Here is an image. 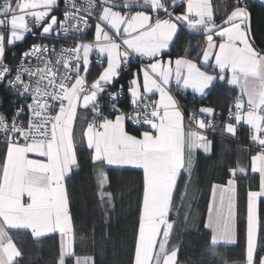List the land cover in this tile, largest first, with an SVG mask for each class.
<instances>
[{"label": "snow or ice", "instance_id": "1", "mask_svg": "<svg viewBox=\"0 0 264 264\" xmlns=\"http://www.w3.org/2000/svg\"><path fill=\"white\" fill-rule=\"evenodd\" d=\"M64 2L71 11L66 8L65 19L59 21L57 16L50 15L58 0H0V82L13 71L4 63L6 46L23 41L26 33L46 36L54 27L65 36L81 32L91 27L90 19L95 20L94 43H78L71 49L61 47L60 53L51 58L46 54L55 52L54 47L33 45L22 54L21 67L15 69L14 79L8 81L19 96L31 103L19 105L11 117L0 113L4 144L0 157V264H18L17 258L22 255L10 235L13 230H30L33 238L58 232V264H66L73 257L75 264H91V258L76 257L73 250L74 227L66 185L73 170L79 168L75 135L78 108L92 116L90 121L83 117L87 127L81 142L91 150L93 163L131 166L143 172L133 264H179V245L171 243L176 227L172 215L176 195L183 182L182 207L195 167L194 153L197 149L209 153L211 142L198 132L185 131L186 117L173 95L172 84L175 90L191 89L204 95L218 80L238 86L241 92L234 104L235 113L229 111V119L236 124L227 123L226 132L235 135L237 125L243 122L250 126V139L259 148L251 156V172L259 174V190L248 192L244 264H264V256L259 254L264 251V243L258 244L256 212L258 198L264 197V49L258 50L251 41L247 0H234L232 11L219 24L210 0H186V8L180 14H174L180 0H122L119 4L114 0H83L80 7L76 0ZM97 8L100 11L93 17ZM116 8L124 11H115ZM134 8L143 10L133 12ZM161 13L167 18H161ZM72 20L77 23L69 27ZM184 26L205 34L203 64L213 67L210 58L214 57L219 75L203 71L202 65L192 59H158L166 54L164 50L173 45ZM34 28H41L42 32H35ZM122 47L124 51L120 50ZM93 48L99 54L101 66L106 54L107 67L89 87L86 74ZM134 55L156 62L142 69V86L139 74L129 82L134 114H128L117 109L115 103L105 105L100 100L104 98L105 86L120 76ZM30 57H35L43 67L35 71L24 67V58ZM82 69L85 75H81ZM25 74L28 82L23 79ZM150 94H158L159 99L152 100ZM118 95L108 93L107 98L114 100ZM105 107H110V114H119L109 119L102 111ZM200 113L214 115L215 110L202 108ZM188 119L191 122L195 116ZM126 121L147 126L148 130L140 137L131 135L125 129ZM206 126L211 127V122L206 125L199 121L201 129ZM247 174L248 169L238 162L237 167L229 169L226 186L213 185V202L204 224L210 233L207 250L213 258L220 256L217 248L222 242L236 243L237 181L247 178ZM98 179L101 204L114 207L112 194L103 191L107 183L103 170L98 171ZM175 215L179 216L178 207ZM260 240L264 241V237ZM221 264L236 262L221 259Z\"/></svg>", "mask_w": 264, "mask_h": 264}, {"label": "trees", "instance_id": "2", "mask_svg": "<svg viewBox=\"0 0 264 264\" xmlns=\"http://www.w3.org/2000/svg\"><path fill=\"white\" fill-rule=\"evenodd\" d=\"M117 1L122 2V0ZM247 3L250 11L251 39L254 46L262 50L264 49V4L256 0H247ZM212 5L214 18L219 24L232 11L234 0H212ZM183 6V2H180L174 14L183 12ZM187 29L184 26L179 30V35L174 38L173 45L165 52L166 54H162L161 58L186 57L198 63L202 62L206 36L192 34ZM38 40L29 37L23 43L17 44L8 52L7 60L14 62L32 43ZM141 62L143 64L142 59ZM100 67L92 66L88 78L93 79V76H98L102 69ZM140 68L141 63L130 59L129 65L121 71L120 76L111 85L105 86V91L122 90V106L124 107L132 104L129 82ZM214 71L217 72L216 69ZM174 95L184 111L188 127L193 128L197 125V121L203 116L200 109L213 108L215 110V114L212 115V126L206 128L207 139L211 142V151L204 153L202 149H199L196 152L195 167L191 173V182L187 185V195L182 207L180 206V193L185 191L183 182L179 184L176 195L172 213L176 219V227L171 243L173 246L179 245V264H221V259L244 264L248 192L259 190V174L251 172V156L256 151L249 148V145L253 144L249 128L240 126L236 135H230L225 130L227 123L225 115L228 107L241 96V93L225 81H216L204 97L187 90L175 89ZM0 99L3 100L4 107H11L13 104L12 95L3 87H0ZM104 99H101L100 103ZM104 115L112 117L106 112ZM193 115L195 119L189 122L188 117ZM83 117H87L88 121L92 118L90 112L79 108L78 119L75 123L79 168L74 169L71 178L66 181L74 226L75 256L91 258V264H133L142 203L143 172L136 168L110 167L93 163L90 158L91 150H87L86 143L81 142L82 132L87 127V122ZM126 127L129 132L136 135H141L143 132L132 127L127 121ZM2 141L3 137H0V157L4 152ZM238 162L240 166L248 169V174L247 178L237 181V242L233 245L221 244L217 248L220 256L213 258L207 250L210 233L204 227L212 187L216 183H227L229 169L237 167ZM100 170H103L107 176L103 191L112 194L114 207L101 204L98 179ZM177 207L179 216L175 215ZM185 216H187V222H185ZM10 235L22 254L17 258L18 262L58 264L61 246L59 233L33 238L30 231L13 230ZM261 237H264V198L259 199L258 204V244L264 243L260 240ZM259 254L264 256V251H260ZM66 264H75V257L66 260Z\"/></svg>", "mask_w": 264, "mask_h": 264}, {"label": "built area", "instance_id": "3", "mask_svg": "<svg viewBox=\"0 0 264 264\" xmlns=\"http://www.w3.org/2000/svg\"><path fill=\"white\" fill-rule=\"evenodd\" d=\"M97 2H99V1L97 0ZM76 3H77V7H80L81 4L83 3V0H76ZM66 8H67V10L71 11L70 6H66L64 0H58V6L53 9V11L51 12L50 15H52L55 12H57V14H58L57 15L58 16V20L59 21H63L65 19L64 12H65ZM98 9L99 8H97L96 12L92 13V16L93 17H95V15L97 14ZM81 15H83V13H81ZM76 23H77L76 20H72L69 23L68 26L71 27V25L76 24ZM89 23L91 24V27L90 28L83 29L81 32H70L67 36H65V34L58 27H57L58 28L57 31L55 29H53L51 31V33L50 34H47L46 36H35L34 37L31 33H26L25 34V39L23 41L16 42V44L14 46H6L4 63L7 66H9L10 68H12L13 71H12L11 75L7 77V79H5L3 82H0V87H3L6 91L9 92V94L12 95L13 104H11V107L10 106L4 107V102H3V100L0 99V113H4L5 115L11 117L12 114H13V112L16 111V108L19 105L31 103V100L30 99H25V98L19 96L17 94L16 89L10 87L9 84H8V81L14 79V77L16 75L15 69L21 67L22 54L24 52L18 58H16L14 62H9L7 60L8 52L13 47H15L17 44L23 43L29 37H33V38H36V39H39V40L36 41V42H34V43H32L30 45V47L27 50H25V52L30 51L33 45H47L49 47V49H52L54 47L55 48V52L49 51V53H47L46 55L49 58L54 57L55 55H57V54L60 53L61 47L66 48V49L75 48L76 45L78 44V42L84 40L87 37V35L90 33V31L93 29V27L95 26V20L94 19H90L89 20ZM30 27H31V22H30ZM106 30H108V28H106ZM33 31L39 33V32H42V29L41 28H34ZM109 34L110 35H113V32L110 31ZM42 39H46V41H42ZM130 59L142 64L141 59L138 56H135L134 55ZM104 63H105V61L103 60V65H104ZM98 64L101 66V64L99 62H98ZM23 66L24 67H30L33 71H35L36 68L43 67V64L40 61H38L35 57H30V58H24V60H23ZM62 71H63V69H61V72ZM81 75H85L84 72H83V69L81 70ZM23 79L25 80V82H28L29 81V77L26 74L23 76ZM34 79H33V83H34ZM73 82H74V80H73ZM86 84L89 87L91 86V83H90V81H89V79H88L87 76H86ZM172 88L175 89V84L172 85ZM108 93H120V95L116 96L114 100H109L107 98V94ZM102 95H103V97L105 99H104V101L102 100L101 104L111 105L112 103H115V106H116L117 109H119V110H121V111H123L125 113H128V114H134L133 113V105L132 104L129 107L122 106L123 96H122V90L121 89H117V90H113V91H105V93L102 94ZM173 95H174V91H173ZM151 99L152 100H155L152 95H151ZM235 102L236 101L230 103V105L228 107V111H227V113L225 115V120L227 122L233 121V119L232 120L229 119V111L231 110L233 113L236 111V109L234 107ZM246 110L247 109L245 107V111ZM25 111H27V109H25ZM102 111L110 114L111 109H110V107H105V108L102 109ZM116 114H119V113L117 112L115 114H110V116L115 117ZM108 118H110V117H108ZM206 121L208 123L209 122H212L213 121L212 116L211 117H208L206 119ZM127 122L132 127L136 128V129H139V130H142V131L148 130L147 129V126L140 127L139 125H135L132 122H129V121H127ZM195 127L199 131L201 130V129H199L197 127V125ZM0 137H3V136L0 135ZM249 148L254 149L256 151H259V148H258V146L255 143L250 144L249 145ZM18 264H22V263L18 262Z\"/></svg>", "mask_w": 264, "mask_h": 264}, {"label": "crops", "instance_id": "4", "mask_svg": "<svg viewBox=\"0 0 264 264\" xmlns=\"http://www.w3.org/2000/svg\"><path fill=\"white\" fill-rule=\"evenodd\" d=\"M256 1H259V2H261V3H263L264 4V0H256ZM141 2H142V0H141ZM180 2H183V11L185 10V8H186V0H180ZM210 2H211V4H212V0H210ZM213 6V5H212ZM115 11H124V9H121V8H116V9H114ZM137 10H141V9H133V12L134 11H137ZM100 11V9L98 10V12ZM97 12V13H98ZM161 18H167V17H165L163 14H161ZM106 30V29H105ZM107 31V30H106ZM214 39H215V37H214ZM95 42V26L93 27V29L90 31V33L88 34V36L84 39V40H82V41H80V42H78V43H94ZM206 47H207V44H206ZM205 47V48H206ZM121 51H124V48L122 47L121 49H120ZM168 49H166V50H164V52H166ZM81 55H82V51H81ZM98 52L95 50V48H93V50L90 52V54H89V60H90V64H89V69H91L92 68V66H98V67H100V65L98 64ZM139 57V56H138ZM139 58H141L142 60H143V64H141V68H140V70L139 71H137L136 72V74H135V76L133 77V79L134 78H136L137 77V74H139V80H140V83H141V86H142V84H143V73H142V69H144V68H147V66L150 64V63H155L156 62V60H149V58H147V57H139ZM177 58H179V57H176V58H161V57H158V59H161L163 62H167L169 59H171L173 62L175 61V59H177ZM183 58H186V57H183ZM186 59H189V58H186ZM103 60L105 61V63H104V65L102 66V67H100V68H102L101 69V71H100V73L103 71V68L104 67H107V59H106V54H105V56H104V58H103ZM194 61V60H193ZM196 62V61H195ZM198 63V62H197ZM210 63H211V65L213 66V67H209L207 64H203V61L201 62V63H198V65H202V70L203 71H206V72H208L209 74H211V75H214V76H217V75H219V73H218V70H217V72L216 71H214V65H215V59H214V57H211L210 58ZM173 67H174V64H173ZM214 68V69H213ZM90 71V70H89ZM100 73H99V75H100ZM88 74H89V72L86 74V76L88 77ZM99 75L98 76H93V79H89L90 81H92V82H94V80H96V79H98V77H99ZM219 81V80H218ZM114 82V81H113ZM112 82V83H113ZM221 82H223V81H221ZM226 82V81H225ZM111 83V84H112ZM227 83V82H226ZM173 84H174V82H173ZM172 84V85H173ZM230 86H232V87H235V88H237L238 90H239V92H240V89H239V87L238 86H234V85H230ZM211 88H212V86L209 88V89H206V94H204V95H201V94H199V93H194L191 89H186L187 91H190L191 93H193V94H196L197 96H200V97H204V96H206L208 93H209V91L211 90ZM141 91H143V88L141 87ZM241 93V92H240ZM152 96H154V99L155 100H158L159 99V96H158V94H156V95H152ZM245 99V102H246V97L244 98ZM79 109V108H78ZM235 113V112H234ZM212 115H205V114H203V116L197 121V124H199V121L200 120H203V121H205V124L207 125L208 124V122L206 121V119L208 118V117H211ZM109 119H115V117H112V118H109ZM228 123V122H227ZM226 123V124H227ZM229 123H233V124H236V121L233 119V121H231V122H229ZM184 126H185V131H195V132H199V130L196 128V127H193V128H191V127H188L187 126V121H186V118H185V120H184ZM240 126H245V127H247V128H249L250 129V126H248V125H246V124H244L243 122H241L239 125H237V131H238V128L240 127ZM205 128H207V126L205 127ZM125 129H126V131H128V129H127V127H126V123H125ZM199 129H201V128H199ZM226 130V129H225ZM251 130V129H250ZM146 131V130H145ZM129 132V131H128ZM144 132V131H143ZM142 132V133H143ZM227 133V132H226ZM237 133V132H236ZM129 134H131V135H136V134H133V133H131V132H129ZM252 134V133H251ZM142 135V134H141ZM141 135H136L137 137H140ZM231 135V134H230ZM236 135V134H235ZM208 141H210L209 139H207ZM199 149H197L196 151H195V153H194V156H195V154H196V152L198 151ZM257 152V151H256ZM256 152H255V154H256ZM254 154V155H255ZM110 167H117V166H110ZM119 168H133V167H131V166H125V167H119ZM214 185H220V186H226L227 185V183H225V184H214ZM235 197H236V200H235V202H236V208H235V211H236V230H237V190H236V194H235ZM261 198H264V197H260V198H258V200H257V203H256V212H257V221H258V204H259V199H261ZM213 202V187H212V193H211V199H210V203H209V205L211 204ZM207 218H208V215H207ZM206 222H207V219H206ZM72 223H73V221H72ZM74 227V226H73ZM30 231V230H29ZM56 233H58V232H56ZM50 234H53V233H50ZM50 234H47V235H50ZM74 234H73V250H74V245H75V239H74ZM236 242H237V239H236ZM221 244H224V242H222Z\"/></svg>", "mask_w": 264, "mask_h": 264}, {"label": "rangeland", "instance_id": "5", "mask_svg": "<svg viewBox=\"0 0 264 264\" xmlns=\"http://www.w3.org/2000/svg\"><path fill=\"white\" fill-rule=\"evenodd\" d=\"M52 15H55V16H57V14H55V13H53ZM57 18H58V16H57ZM53 29H55L56 31H57V27H54ZM85 74V73H84ZM90 81V80H89ZM95 81V80H94ZM90 83L92 84L93 82L92 81H90ZM181 106V105H180ZM181 109H182V107H181ZM229 123V122H228ZM197 127L198 128H200L199 127V124H197ZM200 135H202V136H204V137H206V139H207V133H206V128H204V129H201L199 132H198ZM232 135V134H231ZM252 150H254V149H252ZM254 151H256V150H254Z\"/></svg>", "mask_w": 264, "mask_h": 264}, {"label": "water", "instance_id": "6", "mask_svg": "<svg viewBox=\"0 0 264 264\" xmlns=\"http://www.w3.org/2000/svg\"><path fill=\"white\" fill-rule=\"evenodd\" d=\"M99 1V0H98ZM114 2L115 3H117V4H119V3H121V1H117V0H114ZM134 9H139V8H134ZM141 10H143V9H141ZM171 11V10H170ZM190 33H192V34H197V35H205V34H203V32L202 31H200V32H197V31H192V30H190V29H187ZM250 37H251V35H250ZM251 41H252V39H251ZM253 42V41H252Z\"/></svg>", "mask_w": 264, "mask_h": 264}, {"label": "bare ground", "instance_id": "7", "mask_svg": "<svg viewBox=\"0 0 264 264\" xmlns=\"http://www.w3.org/2000/svg\"><path fill=\"white\" fill-rule=\"evenodd\" d=\"M110 33V32H109Z\"/></svg>", "mask_w": 264, "mask_h": 264}]
</instances>
